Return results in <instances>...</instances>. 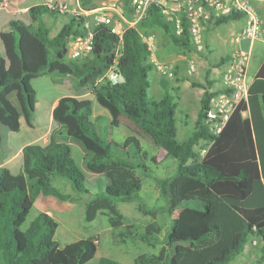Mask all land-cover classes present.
<instances>
[{
  "label": "trees",
  "instance_id": "trees-1",
  "mask_svg": "<svg viewBox=\"0 0 264 264\" xmlns=\"http://www.w3.org/2000/svg\"><path fill=\"white\" fill-rule=\"evenodd\" d=\"M87 1L83 0V4ZM124 6L128 15L129 3ZM30 13L39 20L45 14L66 12L37 6ZM66 15L68 23L55 36H51V29L41 21L36 28L10 21L9 30L0 34L3 47L0 124L8 131L17 132L21 119L30 123L36 104L32 81L38 77L50 73L70 75L78 89L92 91L89 97L60 98L52 112L53 121L65 130L69 142L81 150L80 166L73 160L69 144L52 140L43 147L29 145L23 149L21 172L13 174L0 168L2 264H87L94 260L97 252L94 238L61 245L54 239L58 224L46 213H39L26 229H21L38 195L54 197L60 202L68 198L50 184L51 176L67 179L74 191L83 194L89 193L86 173L104 177L107 181L104 192L87 202L85 221L92 222L101 214L112 227L111 236L121 238V243L140 240L154 247L162 224L151 221L143 226L122 227L126 217L117 205L136 200L143 187L141 174L148 175L147 163L150 160L157 164V155L151 156L150 148L162 150L165 158L176 163L173 175L156 178L161 198L168 204L170 229L157 254L141 253L134 264H229L253 238L264 253V59L249 85L247 101L236 108L217 134L210 132L205 114L216 92L209 91L211 81L201 86L203 94L193 131L185 140L178 141L176 89L162 79V97L148 96L149 73L156 65L140 30L160 29L162 47L190 51L193 47L186 21L183 20L184 29L178 36L173 21L166 20L158 8L152 7L137 27L124 32L121 43L107 26L100 24L93 32L91 54L71 61L66 60L68 43L71 38L87 33L88 18L74 13ZM240 19L241 15H232L217 20L215 26ZM229 58H220L216 67ZM114 62L125 82L97 83ZM12 94L17 105L10 100ZM92 96L109 114L97 117L96 123L102 121L110 133L121 124L130 131L131 135L123 142L101 139L98 124L91 121ZM1 138L0 134V148ZM201 142L207 144L203 156L195 149ZM213 201L222 203L239 220L224 243L220 241L223 231L216 222ZM212 246H217L214 253L192 259L196 249ZM99 263L120 264L107 258H101Z\"/></svg>",
  "mask_w": 264,
  "mask_h": 264
},
{
  "label": "rangeland",
  "instance_id": "rangeland-1",
  "mask_svg": "<svg viewBox=\"0 0 264 264\" xmlns=\"http://www.w3.org/2000/svg\"><path fill=\"white\" fill-rule=\"evenodd\" d=\"M119 2L129 3L128 0H118ZM44 18H47L44 16ZM244 24V20H235L228 23L214 26L213 28L203 33V41L209 48H205L203 52H197L192 49L190 51H181L172 46L162 47V30L153 29L150 31L140 30L143 35H154L156 42V50L152 53L151 61L156 65H164L172 68L173 77L168 80L161 76L157 68L149 73L150 87L148 96L150 98L159 99L164 94V90L160 85V81L165 79L172 87L176 89V128L177 140H185L193 131L194 124L197 121L200 110V93L201 86H206L208 78L211 77V71L216 68V64L221 57L226 56L231 52L236 51L237 44L234 43V37L239 33ZM255 49L248 65V74L251 76L257 69V66L264 58V44L260 41L255 42ZM66 60H69L68 55ZM193 69H190V66ZM224 69L216 68L214 75ZM75 79L70 75L59 76L55 73H50L38 77L32 81V85L36 90L37 107L36 116H40V123H36L37 130L44 128L45 119L48 115L49 104L58 97L73 96L78 94L81 97H89L91 90L87 88L78 89ZM196 84V85H194ZM218 85V83H217ZM78 91V93H77ZM84 95V96H83ZM92 101L91 121L96 123V118L99 116L108 117L107 110L103 109L94 99ZM10 100L17 105L15 95L10 96ZM187 116V117H186ZM98 132L101 139L109 141L113 139L115 142H123L129 135L130 131L124 126L119 125L110 133L108 127H105L102 121H98ZM0 128L5 129L0 124ZM86 144L91 145V141L84 138ZM146 145V143L141 142ZM71 156L75 163L80 166L82 160V152L77 145L71 144ZM207 144L201 142L196 146V151L201 156L204 155ZM150 155H157V164L150 160L147 163L149 167L148 175L141 174L143 179V187L138 193L136 200L129 203L118 202L120 212L126 217L124 226H143L151 221H158L162 224L161 234L153 243L154 247H149L140 240L133 242L121 243V238L112 237L111 229L108 220L105 216L98 214L92 222L85 221V208L87 202L91 201L96 195L104 192V187L107 181L104 177L96 178L94 175L86 173V187L89 193L83 194L74 191L70 182L62 177L51 176L50 184L57 188L62 194L68 198L60 202L54 197H44L38 195L35 199L33 208L29 213L22 230L26 229L31 221H33L39 213H46L51 216L58 224L54 239L61 245L74 242L80 239L92 237L97 244V252L93 261L87 264H100L101 258H107L116 261L120 264H134V259L141 253L157 254L164 245L165 235L170 229V216L168 215V204L161 198L160 189L156 178L164 179L174 174L176 163L173 159L165 158V153L162 150L149 149ZM4 154L0 157L2 160ZM213 206L216 215V222L221 226L223 237L221 242H227L231 234L235 230L238 217L234 212L228 211L222 203L213 201ZM221 212V214H220ZM225 213V214H224ZM227 214V215H226ZM228 215L232 216L229 217ZM236 223V224H235ZM217 249V246L201 247L192 253V259L201 258L205 254H212ZM0 264L2 262L0 261ZM229 264H264V253L256 238L250 240L243 252Z\"/></svg>",
  "mask_w": 264,
  "mask_h": 264
},
{
  "label": "built area",
  "instance_id": "built-area-1",
  "mask_svg": "<svg viewBox=\"0 0 264 264\" xmlns=\"http://www.w3.org/2000/svg\"><path fill=\"white\" fill-rule=\"evenodd\" d=\"M256 1L263 4V12L256 7ZM50 10L67 12V3L48 1L46 5ZM1 8L7 7V2H0ZM130 11L125 13V6L118 0H109L106 3L87 13L84 36L71 38L68 43L67 55L69 60L77 61L88 57L92 51L94 29L103 24L110 32L122 42L124 32L129 28H135L148 16L152 7L158 8L162 16L174 23V32L181 35L183 32V20L186 21L190 43L194 50L203 52L205 47L203 33L214 27L217 20L241 15L244 24L238 33V40L245 39L250 42L260 41L264 43V0H129ZM82 16L79 12H73ZM142 41L153 53L156 50L155 36L141 34ZM252 53L250 50H238L234 52L227 62L222 64L224 69L220 72V91L209 100V108L206 111V121L211 133L217 134L227 123L236 108L247 101L249 84L246 71L250 63ZM161 76L171 79L172 68L156 64ZM193 69V66H190ZM99 82H107L110 85H118L125 82V76L114 64L98 79Z\"/></svg>",
  "mask_w": 264,
  "mask_h": 264
},
{
  "label": "crops",
  "instance_id": "crops-1",
  "mask_svg": "<svg viewBox=\"0 0 264 264\" xmlns=\"http://www.w3.org/2000/svg\"><path fill=\"white\" fill-rule=\"evenodd\" d=\"M3 1L7 2V7L6 8L0 7V34L9 30L10 21L22 22L26 25H32L35 28L38 27L39 22L41 21L51 29L50 32L51 36H55L58 33V31L66 23H68V16L66 14L79 12L82 16H85L87 15V13L91 12L95 8H98L100 5L106 3L109 0H88L87 3L84 2V4H83V0H0V2ZM48 1H52V2L63 1L68 4L69 10L63 14H56V15L45 14L41 18H39V20L36 19V16L31 15L30 13L31 9L37 6H46ZM121 3L123 4V2ZM255 3L259 11L263 12L262 2L256 1ZM44 16H46L47 18H44ZM237 37L238 34L234 37V43L237 44V46L235 47L236 51L250 50L253 55V50L255 49V45H256L255 42H250L245 39L238 40ZM206 47L209 48L207 44ZM2 52H3V47L0 41V55L2 54ZM232 54L233 52L227 54L226 56H231ZM261 62L259 63L257 69L254 71V73L251 76H249L248 68H247L246 76L249 85L252 83L253 78L256 72L258 71ZM219 67L223 68L222 65ZM216 68H214L210 72L212 74L210 79L208 78V81H211L212 84L211 88L209 89L210 92L221 90L220 73L218 74V76H216V74L214 75V71ZM200 93L203 94V88L200 89ZM62 97H58L57 99H54L49 104L48 115L45 119V123H44L45 126L44 128H42V130L38 131L36 127V123L41 122L39 118L40 116H37L35 121L33 120L34 117L36 116L37 98L35 104V111L30 117V123H27L25 119H21V125L17 132L8 131L6 128L5 129L0 128V134L2 136L0 157L2 156V154H4V158L2 160L0 159V168H6L13 174L21 172L23 167V149L29 145H39L43 147L46 146L52 140L56 142H64L69 144L72 153V146L71 143L69 142V137L67 136L65 130L59 124L54 122L52 118L53 109L58 104L59 99ZM71 97H81V95L79 96L78 94L76 95L74 94Z\"/></svg>",
  "mask_w": 264,
  "mask_h": 264
}]
</instances>
